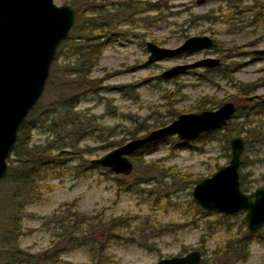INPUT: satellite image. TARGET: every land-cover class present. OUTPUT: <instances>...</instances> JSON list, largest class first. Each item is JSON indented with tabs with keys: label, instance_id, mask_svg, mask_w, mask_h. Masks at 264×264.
Returning a JSON list of instances; mask_svg holds the SVG:
<instances>
[{
	"label": "rangeland",
	"instance_id": "rangeland-1",
	"mask_svg": "<svg viewBox=\"0 0 264 264\" xmlns=\"http://www.w3.org/2000/svg\"><path fill=\"white\" fill-rule=\"evenodd\" d=\"M53 1L75 8L68 37L74 35V26L83 20L82 0ZM129 2L97 0L108 11L116 12L115 19L91 73L97 91L80 96L74 108L90 125L109 131L90 132L79 142L67 138L62 112L54 104L60 92L67 89L69 78L62 77L58 69L49 73L35 105H39L46 122L33 126L32 143H49L58 150L83 148L87 161L76 157L44 169L38 190L23 207L20 248L42 264L43 254L55 251V264H89L87 246L66 243L68 232L63 238L57 236L66 219L83 214L82 228L88 238L105 242L102 255L119 264H149L194 249L202 254L200 264H264V227L252 233L245 260L230 258L222 247L230 235L249 232L245 211L232 215L206 211L191 194L197 182L228 163L229 138L234 135L242 136L245 142L239 171L252 180L246 192L264 186V144L252 140L247 148L244 132L249 127H260L264 132V54L252 52L264 48V0H131L138 7L135 14L126 9ZM123 14L132 15V19L123 20ZM201 35L210 36L213 45L144 63L149 55L147 41L174 48L190 36ZM205 57L218 58V69L198 67L171 78L160 75L175 65ZM69 61L62 56L58 63ZM250 82L254 86L248 97L251 103L263 102L261 105H252L240 96L241 83ZM204 96L221 100L211 109L232 101L242 116L233 117L229 125L207 137L185 142L169 136L154 143L142 156L132 154L133 169L128 175H117L90 163V159L143 136L155 129L153 126L170 123L181 113L200 112L194 105ZM243 121L247 123L243 125ZM140 123L149 130L137 131ZM95 135H99L97 140ZM9 199L10 183L0 181V236L8 219ZM115 217H122L127 224L116 228L115 238L109 240L106 226L98 223Z\"/></svg>",
	"mask_w": 264,
	"mask_h": 264
},
{
	"label": "water",
	"instance_id": "water-1",
	"mask_svg": "<svg viewBox=\"0 0 264 264\" xmlns=\"http://www.w3.org/2000/svg\"><path fill=\"white\" fill-rule=\"evenodd\" d=\"M204 0H198L203 3ZM75 8L53 0H0V181L8 168V158L17 140L18 130L43 94L51 65L59 45L68 37L74 24ZM213 45L208 35L190 36L174 48L146 42L149 55L145 64L181 53H193ZM264 54V49L253 50ZM218 58L178 64L160 75L171 78L198 67H216ZM236 111L232 101L214 109L181 113L170 123L132 138L100 157L92 165L108 168L117 175L133 169L130 156L145 146L166 137L176 136L189 142L223 127ZM230 159L211 176L202 178L191 192L193 201L206 211L232 215L245 211L246 228L256 233L264 226V186L251 192L240 187V164L245 149L242 136L229 138ZM202 254L191 250L184 255L163 257L149 264H200Z\"/></svg>",
	"mask_w": 264,
	"mask_h": 264
},
{
	"label": "trees",
	"instance_id": "trees-1",
	"mask_svg": "<svg viewBox=\"0 0 264 264\" xmlns=\"http://www.w3.org/2000/svg\"><path fill=\"white\" fill-rule=\"evenodd\" d=\"M129 1L126 9L130 10V14L137 13L138 7L132 4L131 0ZM70 3L73 4V1H70ZM80 7L82 8L80 13L83 20L79 19L74 26L72 30L74 35L68 37L59 45L50 70V75L53 74L55 69H58L62 77L69 78L65 83L67 89L60 92L54 108L62 112V123L66 129V137H73L76 142L81 141L90 132L94 133L98 131V134H100V132L110 130L100 125H90V122L85 120L80 114L81 111L75 110L74 108L77 106L80 96L92 94L97 91L96 79L91 78V73L93 68L98 64L103 48L109 39L110 28L116 14V12L112 13L105 9L104 5H99L97 0H82ZM122 16H124L123 20L132 19V15L123 14ZM62 56L71 59V61L65 65H59L58 60ZM215 69L218 68L216 67ZM223 73L226 74V72ZM241 84L242 86L239 87V92L245 102L248 101L252 105H261L263 103L257 101L251 103L252 98L248 97V91L253 88V83ZM76 89H81V91L76 92ZM220 102L221 100L216 98L211 99L204 96L194 106L198 110H203L206 106L211 109ZM170 105L172 106V101ZM38 107L39 105L35 106L20 125L17 140L7 161L8 168L6 174L1 179L2 183H10L11 199L8 202V219L6 220L4 231L0 236V264H42L40 261L38 262L33 259V256L28 251L19 246V236L21 235L20 222L24 204L38 190L39 182L47 166L57 163L60 164L65 160L76 157L87 161L83 157V153L86 152V149L83 148L58 150L53 149L49 143H32L31 130L33 126L36 123L46 122V117H44L43 112ZM240 116H242V113L236 108L233 117ZM229 122L230 120L225 126L229 125ZM242 123L244 125L247 121H243ZM153 127L156 128V126ZM136 130L148 131L149 128L147 125L140 123ZM244 132H246L245 140L247 142V148L252 140L264 144V132L260 127H249L248 129H244ZM209 133H205L200 137H207ZM136 134H132V137ZM95 136L94 138L97 140L99 135ZM153 146L154 144L148 145L136 151L134 155L139 154L142 156L145 152L152 150ZM134 155L132 159L135 160ZM89 168L93 167L89 166ZM251 181L247 178L246 173H240V187L243 191H246ZM84 221L85 215L83 214H79L78 218L74 220L66 219L65 223L60 225L63 230L61 231L60 229V233H57V236L63 238L68 232L66 243L75 242L87 246L89 264H119V262L109 260L105 255H102L106 248L105 242L99 243L100 241L95 238H88L86 231L82 228ZM98 224L106 226L104 230L107 232L110 240L111 238H115L113 232L116 228L122 227L127 223L125 224L122 217H115L110 218L107 222L100 221ZM252 237L253 234L250 232L230 235L222 249L225 254H229L228 256L230 258L245 260L249 253V244ZM56 252L44 253L41 257V260L44 262L43 264H55L58 258L56 257ZM216 252L217 250L214 251V253Z\"/></svg>",
	"mask_w": 264,
	"mask_h": 264
},
{
	"label": "flooded vegetation",
	"instance_id": "flooded-vegetation-1",
	"mask_svg": "<svg viewBox=\"0 0 264 264\" xmlns=\"http://www.w3.org/2000/svg\"><path fill=\"white\" fill-rule=\"evenodd\" d=\"M260 49H264V48H260ZM255 50H256V49H255ZM252 52H253V51H252ZM253 54H254V53H253ZM260 55H261V54H260ZM235 112H236V111H235ZM234 114H235V113H234ZM233 116H234V115H233ZM232 118H233V117H232ZM232 118H231V119H232ZM227 122H228V121H227ZM224 126H225V125H224ZM224 126H223V127H224ZM221 128H222V127H221ZM217 130H218V129H217ZM263 227H264V226H263Z\"/></svg>",
	"mask_w": 264,
	"mask_h": 264
}]
</instances>
